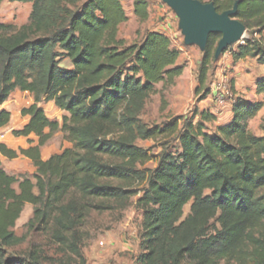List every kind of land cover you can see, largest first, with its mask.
<instances>
[{
  "label": "trees",
  "instance_id": "obj_1",
  "mask_svg": "<svg viewBox=\"0 0 264 264\" xmlns=\"http://www.w3.org/2000/svg\"><path fill=\"white\" fill-rule=\"evenodd\" d=\"M10 1L32 2L33 11L30 23L17 31L0 24V128L11 121V112L2 107L11 93L27 91L34 102L23 107L21 115L29 119L12 134L30 143L34 135L38 141L20 151L0 143V264H41L35 249L24 258L11 252L23 240L14 227L27 204L36 207L30 227L37 221L47 223L55 214L58 238L64 239L62 231L73 230L81 219L73 216L79 213L76 200L65 202L68 196L124 200L135 194L131 187L137 180L146 182L137 200L144 211L146 252L141 262L155 264L158 254L165 259L168 253L173 264L187 259L264 264V135L249 129L263 102L237 98L232 119L214 132L206 123L216 121V115L199 108L191 116L146 127L127 107L142 103L157 83H173L183 74L177 64L179 50L166 33L148 31L140 43L127 45L119 37V27L128 19L122 0ZM208 2L219 12L237 3L236 17L247 31L264 32V0ZM149 6V0H134L135 15L148 19ZM221 37L214 33L208 38L195 89L201 99L211 92L209 69ZM233 56L255 58L264 65L262 38L244 39ZM61 57L68 58L71 67L62 66ZM257 92L264 93V76L257 81ZM42 101H53L65 111L63 120L51 119ZM58 131L72 146L44 159L41 147ZM173 136L178 150L164 149L153 169L137 168L155 156L135 139ZM20 154L34 163L33 177L5 170L1 157ZM190 202V213L183 218ZM212 227L214 234L209 233Z\"/></svg>",
  "mask_w": 264,
  "mask_h": 264
},
{
  "label": "rangeland",
  "instance_id": "obj_2",
  "mask_svg": "<svg viewBox=\"0 0 264 264\" xmlns=\"http://www.w3.org/2000/svg\"><path fill=\"white\" fill-rule=\"evenodd\" d=\"M149 1V17L142 21L134 13V0H122L128 19L120 25L119 37L123 38L127 45H131L140 43L148 31L157 29L166 33L171 38L173 46L179 50L177 64L183 67V74L173 83H157L155 91L142 103L129 105L128 112L137 118L140 124L152 127L162 126L178 115L191 116L195 108L209 110L216 115L217 120L206 123V126L209 131L214 132L218 124L227 123L232 119L234 101L243 98L250 102H263L261 111L250 121L249 129L257 136L264 135V93L257 92V81L264 76V65L258 63L255 58L235 60L233 56L238 46L244 43V39L261 37L264 42V32L260 35L246 30L240 42L228 48L218 59L215 58L208 75V87L211 92L205 99H201V94L196 95L195 89L204 51L198 45L185 43V37L179 27V18L169 5L163 0ZM47 4L51 7L53 5L50 2ZM32 11V2L4 0L0 6V24L5 26V30L17 31L30 23ZM60 61L62 66L71 67L68 58L61 57ZM33 102V94L27 91L16 89L11 93L2 106L12 114L9 123L11 127L21 129L26 124L21 109ZM41 105L51 119L60 122L63 120L66 112L61 111L55 103L42 101ZM32 140H34L32 143L28 140V144L36 145L38 138ZM135 144L148 149L155 156L144 165L137 164L139 170L155 168L157 159L164 149L175 152L179 147V142L174 136L166 139L137 138ZM71 146L72 144L64 139L63 133L58 131L41 147V154L43 158H47ZM7 163L5 170L19 177H33L36 172L32 160L22 154L15 160H8ZM145 188L146 182L137 180L131 187L135 194L124 200L87 199L75 193L71 194L65 202L76 200L79 213L73 216L81 219L73 230L62 231L64 239L58 238L55 214L47 223L40 225L37 221L34 227H30L29 220L34 216L36 207L27 204L14 227L15 233L23 240L12 247L11 252L17 258H24L35 249L41 253V264H147L143 259L142 262L140 260L146 252L143 244L144 211L137 203ZM95 204H102L108 208L98 209L94 207ZM190 210L191 202L185 206L183 218ZM214 229L212 227L209 233L214 234ZM164 256L165 259H160L158 254L155 264H173L168 253H164ZM180 264L200 263L187 259ZM209 264L251 263L240 259H216L211 260Z\"/></svg>",
  "mask_w": 264,
  "mask_h": 264
},
{
  "label": "water",
  "instance_id": "obj_3",
  "mask_svg": "<svg viewBox=\"0 0 264 264\" xmlns=\"http://www.w3.org/2000/svg\"><path fill=\"white\" fill-rule=\"evenodd\" d=\"M163 1L178 16L179 27L187 45H198L202 51H205L209 36L214 33L222 34L215 51L216 59L228 48L240 42L246 33L245 24L236 17L237 3L232 9L219 12L213 2Z\"/></svg>",
  "mask_w": 264,
  "mask_h": 264
},
{
  "label": "crops",
  "instance_id": "obj_4",
  "mask_svg": "<svg viewBox=\"0 0 264 264\" xmlns=\"http://www.w3.org/2000/svg\"><path fill=\"white\" fill-rule=\"evenodd\" d=\"M157 30V29H156ZM160 31V30H158ZM53 102V101H50V103ZM54 103V102H53ZM63 111V110H61ZM29 117H24V121L25 123H27ZM14 129H20V128H16L14 126H10V124H8L7 126L5 127H1L0 128V133H4V137L0 139V143L3 142L5 144H7L10 148L12 149H15V150H19L20 151V148H26V147H30L31 145L28 144V138L27 137H15L13 134H12V131ZM31 139H34V138H37L36 136L32 135L30 137ZM30 145V146H29ZM50 156H48L47 158H44V159H48ZM18 158V157H17ZM15 158V159H17ZM2 159V163H3V166L5 167L7 163V161H11V160H15V159H8L4 156L1 157Z\"/></svg>",
  "mask_w": 264,
  "mask_h": 264
},
{
  "label": "built area",
  "instance_id": "obj_5",
  "mask_svg": "<svg viewBox=\"0 0 264 264\" xmlns=\"http://www.w3.org/2000/svg\"><path fill=\"white\" fill-rule=\"evenodd\" d=\"M3 137H4V134H1V135H0V139L3 138Z\"/></svg>",
  "mask_w": 264,
  "mask_h": 264
}]
</instances>
